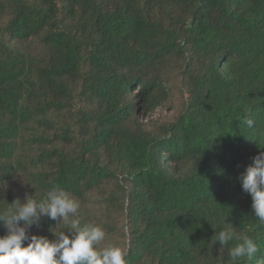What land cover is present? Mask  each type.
<instances>
[{"label":"trees","instance_id":"16d2710c","mask_svg":"<svg viewBox=\"0 0 264 264\" xmlns=\"http://www.w3.org/2000/svg\"><path fill=\"white\" fill-rule=\"evenodd\" d=\"M260 151L264 0H0L5 202L59 185L127 264H233L229 224L264 255L237 179Z\"/></svg>","mask_w":264,"mask_h":264},{"label":"clouds","instance_id":"9594fccd","mask_svg":"<svg viewBox=\"0 0 264 264\" xmlns=\"http://www.w3.org/2000/svg\"><path fill=\"white\" fill-rule=\"evenodd\" d=\"M244 123L253 126L247 118ZM241 189L251 197L253 216L264 223V151L252 158L237 177ZM0 187V191H3ZM0 205V224L5 234L0 235V264H127V249L117 244L103 245L106 232L98 224L82 222L78 210L80 204L74 196L59 185H52L42 198L34 195L19 197L11 203ZM56 221L50 228L53 239L33 234V226L39 227L42 218ZM63 223V227H57ZM235 241L228 255L233 264H264V255L255 239L247 234H237L229 224L211 237L212 245L224 247Z\"/></svg>","mask_w":264,"mask_h":264}]
</instances>
